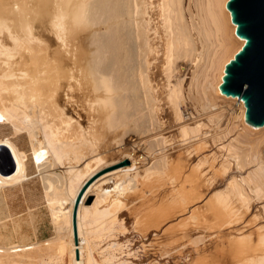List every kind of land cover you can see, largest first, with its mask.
<instances>
[{
    "label": "bare ground",
    "instance_id": "6f19581e",
    "mask_svg": "<svg viewBox=\"0 0 264 264\" xmlns=\"http://www.w3.org/2000/svg\"><path fill=\"white\" fill-rule=\"evenodd\" d=\"M117 1L0 0V123L9 125L11 129L8 133L0 132V264H13V252H20L16 255L26 259H29V252L35 255L34 262L23 259L14 261L16 264H61L65 254L68 255V264H137L133 254L129 251L125 254L120 238L115 235L117 230L125 227L122 210L127 186L131 182L125 177L129 173L122 172L124 169L118 167L121 174L113 169L97 179L92 193L85 196L82 204L79 201L77 243L72 220L80 192L90 182L93 169H100H92V162L97 166L103 165L106 157L103 155L108 149L105 139L115 140L118 133L114 131L125 128L126 123L120 113L123 104L119 103L123 101L113 99L111 95L117 90L119 95L121 93L122 84L117 76L120 72H114L124 63L127 37L136 44L137 53L142 58L143 66L135 76L151 103L148 105H151L154 120L160 127H170L175 123L181 126L175 132L176 138L172 132L169 141L183 144L195 139L202 128L214 129L212 134H218L215 140H224L218 142L215 153L197 157L198 161L189 167L193 179L185 178L190 184L191 195L187 191L186 197H178L186 203L189 195H194L197 201L207 192L212 193L197 209V213L201 210V222L205 223L199 225L202 224L199 222L198 226H204L201 230L210 232L202 240L213 235L215 239L211 236L212 240L220 241L218 248L233 250L225 264H264V126L256 129L247 125L243 118V103L221 95L218 90L225 64L243 44L235 36V26L225 7L227 0H133V11H125L127 19L133 17L132 21H126L129 34L124 32L122 25L125 22L120 20ZM107 26L110 34L99 32L89 44L84 41L93 47L91 51L97 53L98 61H93L92 70L81 68L84 58L78 46L82 35L93 27L100 30ZM83 68L87 71L85 76L90 78L87 87L81 82L82 76L83 79L85 77ZM75 88L84 92L81 93L83 104L74 100ZM64 103H76L78 108L84 109L86 127L74 119L71 111H66ZM212 103L218 109L229 108L225 128H220L224 113H212ZM188 109L191 114L204 113L207 118L197 126L182 125L185 116L191 115L185 114L190 111ZM23 133L27 136L25 146L16 140ZM161 140L163 146L168 143L166 138ZM199 147L201 151V144ZM120 151L118 149V153ZM183 152L177 159L174 157L176 153L174 156L164 154L167 156L156 161L152 168L148 167L153 171L149 173L151 176L155 173L159 186L163 179L167 181L168 177L163 178L166 173L172 179L174 169L180 171L191 164V152ZM93 155L95 157L89 159ZM30 171L40 181L54 226L53 237L43 241L44 247L43 242L40 244L36 238L30 215L22 218V214L12 215L3 208L8 200L6 190L21 185ZM126 172L131 171L128 169ZM174 173L178 178L177 173H180ZM217 173L218 178L222 176L226 181L223 188H216L222 181H218ZM143 174L146 176V172ZM176 177L173 179L178 180ZM135 180L132 176L131 181ZM174 193L178 194L176 190ZM91 196L94 200L89 203ZM194 214L186 219L195 220L197 215ZM197 219L199 221L200 218ZM27 225L30 232L23 231ZM212 240L208 246H203L202 251L198 250V261L194 260L196 264L202 261L213 264L212 259L208 262V257H213L215 251L209 249ZM207 251L213 253L206 256ZM94 253L98 254L99 260H95Z\"/></svg>",
    "mask_w": 264,
    "mask_h": 264
},
{
    "label": "rangeland",
    "instance_id": "374dc122",
    "mask_svg": "<svg viewBox=\"0 0 264 264\" xmlns=\"http://www.w3.org/2000/svg\"><path fill=\"white\" fill-rule=\"evenodd\" d=\"M117 2H118L117 3L118 11L121 14V18H122V19L120 18V20L125 22L124 23L125 25H122V26H124V32L128 33L129 27L127 25L128 22L126 23V21L127 20L132 21L133 17L127 19V17L125 16V11L127 9L129 11L130 10L133 11V0H118ZM89 32L92 35H87V34H90ZM99 32H100V34H102V33L103 34L104 33L110 34V30L107 26V28L102 27L100 30L93 27L91 30L88 29L86 31L87 34L84 33L87 36L82 35L83 37H81V40L85 36V38L82 41L80 40V43H81V45L83 44V46L79 45L78 47L79 48L81 47V50L79 49V51L82 53V57L84 59L85 58L86 59L85 60L83 59L81 61V63H80L81 68L84 67L86 70H90V69L92 70L93 69L94 64H95V62H93V61L97 58V55H96L97 53L94 54V51L93 50L91 51V49H93V47L87 46V44H89V41L92 42L94 40V37L97 38L96 36H98V35L96 33H99ZM90 38L91 39L93 38V39L91 40ZM131 42H132L131 39L129 40V38L127 37L126 51L124 54V57H125L124 63L122 64L121 69L114 72L115 74H118L117 72H120L119 75H117V76H118L120 84H122V87H121V89H119L120 90L119 92H121L120 95L123 97L121 98V96L117 92L118 90L116 91L117 93L114 92L116 94L113 93V95H111V97L113 99L119 98L120 100L118 99V101L125 102V103L119 102V103H121L120 104L121 106L123 104V106H122L123 112L122 111L120 112V110L117 111V113L120 112L123 116L122 119L126 123V124L124 123L125 128H123L122 130L116 129L114 131L116 134L118 133V136H117L118 139L117 138L115 140L105 139L108 141V142L106 141L108 149H106L105 154L103 153L104 155L103 154L102 155L106 156L105 160L107 159L106 160L107 163L106 162L104 163V161H105L104 160L103 165H102V163H100L98 165L100 167H98L95 163L92 162V164H91L92 169L97 167V168H100L101 170L100 169H96V170L93 169L94 171L92 170L93 171L92 177H91L92 180L90 179L89 180L90 182H87L85 184V186H84L85 190L83 188V190L80 192L78 198H80L79 201H81V204H82L85 196H87V194L92 193V189L94 187L93 183L96 182L97 179H100V177L102 178V176L106 175L107 172H108V174L110 172H112L111 170H113V169L114 170L116 169L117 174H121L123 171H124L123 173H126V174L129 173L125 177L127 178L128 181L130 180L131 183H129L130 185L128 184V186H127V191H126L127 194L125 197L126 201H125V205H124V210H122V212L124 213L125 227L122 229H119L115 232V235L118 237V239L120 238V241L123 244V250L125 251V254L128 251L131 254H133V256H134L133 260L136 261L135 263H137V264H192V263L196 264L197 262H195V261H198V259L196 260V258H198L197 254L203 250V246L204 245L208 246L207 243L210 240H212V237L215 239V236L211 235L212 237L208 236L210 240L207 238L202 240V238L206 237L207 234H209L210 232L208 230H201V229H203L202 227H204V226H201V227L198 226L199 222L202 223L199 225H203L205 223L203 221L201 222V219H202L201 217L203 215L200 213L201 210H199V213H197L198 212L197 209L199 207H202L205 204V202L209 199V197H210V195H212V193L208 194V192H207V194L201 196L202 198L200 197L197 199V197H196L197 201L195 200L194 195H192L194 197L190 196L191 195L190 191H189L190 184H187L186 181L189 179L187 177H190V180H192L194 175L190 176L192 174L190 173L191 169L189 167L193 166L198 161V159L200 157H203L206 155H211V154L215 153L216 149L219 147L218 142H224V140H221V141L215 140L216 136L218 134H216V135L212 134V133H214V129L212 130L211 128L210 129L208 128L206 130V129L202 128L201 131L199 132L200 134L199 133H198L199 135L196 134L195 139L191 137L192 138L191 140L189 139L187 142H184L183 144L182 143L176 144V142H175V144L174 143L172 144L169 141V138H171L170 136H173L172 132L175 135L177 128L179 129V127H181V126L178 127L177 126L178 124L175 123L176 125L172 124V125H170V127H169V125L168 126L165 125V126L160 127L158 125V122H156V120H154L155 118L152 115L153 112L150 109L151 105L150 106L148 105V103L149 104H151V103L147 99V97L145 96L143 88L139 87L141 85H140L138 79L136 78L137 76H135L138 73L137 71L139 70V67L143 66L142 58L140 59V57L137 53L136 44L131 43ZM84 47L86 49H88V51H90V52H88V51L86 52V49ZM83 48L85 49V51ZM92 54H94V55H92ZM118 59L120 60L121 58L119 57ZM96 60L98 61V59H96ZM119 60H118V62H119ZM86 61H88V62H86ZM102 62L99 64L100 67L102 66ZM90 66H92V67H90ZM114 66H115L114 69L117 70L116 65H114ZM85 69H84V74H83L84 76L86 74L85 72H87ZM120 77L121 78L123 77L122 78L123 80L120 79ZM134 78H135V80H134ZM84 79L87 82H85ZM84 79L82 76L81 82H84V84L83 83L82 84L84 85V87H87L86 85H88L89 80H90L89 75L85 76ZM91 79H92V76H91ZM135 81L136 82L138 81V82L136 83ZM124 83H125V85H124ZM133 84H134V86H133ZM137 84H139V85H137ZM77 89L78 88H75L76 92L73 93V97L76 98L74 100H78L80 102V104H83L82 103L83 102V96L81 95L82 92H78ZM125 97L126 98L128 97V98L126 99ZM78 101H76V102H78ZM64 104H65V107L67 105V109L65 108L66 111L68 113H70L69 111H71L70 114L72 116L74 115L73 116L74 119L75 120L78 119V122L83 126L85 125L84 127H86L87 123H85V122L87 121L86 120L87 117H86V113H84V111H83L84 109L82 107H81L82 109L78 108L79 106H77L76 103H74L76 107L74 106L73 103H72V105H70L71 103H67V104L64 103ZM69 105H70V107H69ZM219 106H220V104H219ZM145 107H147V109ZM190 109H188V110H190ZM217 109H218L217 105L216 104L214 105L212 103L211 104L212 113L215 114L216 112H220V113L223 112L224 113L223 119L228 117L227 114L230 112L229 108L224 107L222 109H218V110ZM73 110L76 112H74ZM77 112L79 114L78 116L76 115ZM74 113H76V114H74ZM185 114L190 115L191 110L187 111ZM205 116H206V114L204 115V113H201V115H198L196 113H193L190 116L187 115V116H185V118H184L185 120H184V122H182L183 123L182 125H185L187 123V124L192 125V126H197L196 124H198V122L202 123L201 120H204L207 118V116L206 117ZM223 119L221 122L224 121L225 123L223 122V126H221L222 123L219 125V126H221L220 127L221 129L225 128V126L228 122V118H227V120H223ZM134 123H135V125H134ZM224 124H225V126H224ZM198 125H200V124H198ZM4 126H2V123H0V132H3V133L10 132L11 129L9 128V125L7 126V124H6ZM206 131H208V132H206ZM119 133H121V134H119ZM208 133H209V135H208ZM125 134H127V135H125ZM205 134H206V137H205ZM211 135H214V136H211ZM197 136H199V138ZM144 137H146V138H144ZM162 138H164V139L166 138V140H168V143L165 144V146H163L164 144L162 142L163 140H161ZM174 138H176V135ZM201 139H202V141H201ZM16 140H17V143L19 145L25 146L26 141H27V136H26V134L24 135V133H23V134L19 135L16 138ZM214 140H215V142L213 143ZM158 141L160 142V144ZM175 141H177V140L175 139ZM199 141H201V142H199ZM106 142L104 141V143H106ZM109 142L111 145L109 144ZM112 142H114V143L116 142V143L114 144ZM200 144L202 146L201 151L199 150ZM108 145H110V146H108ZM115 145H117V146H115ZM208 145H209V147H206ZM192 147H195L196 149L192 148ZM191 148L194 150L192 151ZM118 149L121 151L123 150V151L122 152L120 151V153H118ZM182 149H183V151L188 150L191 152L192 155H190V158L191 159L193 158L192 161L190 162L191 164L188 166L185 165L186 168L185 169L182 168L180 171H179V169H174L175 171H173V172L169 171V172L174 174L173 176L171 175L172 179L169 178L170 176L167 175L169 173H166L165 176H163V178L168 177L167 181H166V179H163V181H161L162 183H160V186H159V183L156 182V177L154 175L155 173L152 174V176H151L150 174L153 171H152V169L150 171V169L148 167L152 168L153 164L156 161L167 156V155L164 156V154H168V156L172 154L171 156H174V154L176 153L174 156L175 158L177 156H179L180 154H184ZM197 149L199 152L197 151ZM196 152H197V154H196L197 156L194 154ZM121 153H124L123 154L124 156ZM118 155L120 157L122 155L123 157L119 158ZM125 155H126V158H124ZM93 157H95V155H93L92 157H89V159L93 158ZM197 157H199V158H197ZM126 159L129 162L130 166L128 164V165H126V168L123 166L120 167L119 164H121ZM118 167L120 169L122 168L124 170H122V172H121V170H119ZM127 168L131 172H126V171H128ZM146 169H148V171ZM176 170H178V171H176ZM30 172L31 173L28 175V178L25 181H23L21 183V185H18L15 188L6 190V193L8 195V200H7V202L3 208L5 210H7L9 213H11L12 215H21L22 214V216H23L22 218H26L27 217L26 215H30V217L32 218V222H33L32 226L34 227L36 238H37L38 242L40 244H42L43 241L45 242V240L53 237L54 226H53L50 214L48 213V210H47L46 205H45L46 203H45V200L43 197V193H42L43 191H42V188L40 185V181H39L38 177L33 173V171H30ZM144 172H146V176H149V177L145 178L146 176H145V174H143ZM174 172L180 173V174L177 173V176L179 175L178 178L176 177V174ZM132 176H133V180L136 179L133 182H136L137 185H135V183H133L131 181ZM174 176L178 179V180H176L174 178L177 182V183L175 182V184H174L175 180L173 179ZM218 177H219V174L217 173V178ZM185 178H187V180ZM218 179H219L218 180L219 182H220V180H222L224 182L221 181L220 185L216 188H219L220 186H221L220 188H223V184L226 182L225 179L223 180L222 176ZM170 180H174V181L172 182ZM154 182H156V184ZM171 183H173V184L171 185ZM131 186H133L135 188H133ZM157 186H159V187H157ZM132 188L134 189V191L132 190ZM130 189L132 190L131 192L129 191ZM175 190L178 192V194L174 193ZM178 190L184 192V194L182 192H179ZM186 192H187V194H190V195H189V197H187L185 199L186 203H183L178 197H179V195H180V197L182 196V198L186 197V195H187ZM83 193H84V195H83ZM81 194L83 196H81ZM163 194H165V195H163ZM161 195L164 197H162ZM165 196L166 197L168 196V197L166 198ZM173 197H174V199H171ZM190 197H192V199ZM90 199H91V202H93L94 197L91 196V197H89V200ZM193 199L195 201H193ZM191 212L193 214L195 213L194 216L197 215V216H195L196 218L197 217L200 218L199 221H198V219L196 220V218H195V220H187L186 219L187 217H189V215H192ZM185 220H186V222H185ZM198 227H200V229ZM30 229L31 228L28 227V225H27V227L26 226L23 227L24 232H30L29 231ZM201 231H202V233H201ZM205 231H208V232L205 233ZM186 232L189 236L186 235ZM198 238H199V240H198ZM214 239L212 240L213 241V243H211L212 245H209V249L211 251L215 250V251H213L214 255H212L213 257H208L209 260L206 259L205 261L208 260V262H209L210 259H212L213 264H225L224 262L227 259L231 258L230 256H232L231 254H233V250L231 248L227 249V247L218 248L217 247L219 245L218 242H220V241L219 240L217 241ZM225 239H222L221 241L226 242L227 239H226V241H225ZM214 241H215V243H214ZM44 242H43L42 247H44ZM195 244L196 245L198 244L197 247ZM214 244H217V245H214ZM199 246L201 247V249H199L200 248ZM198 250H199V252H198ZM210 252H208L206 256H209L208 254ZM213 252H211V254ZM14 253H15V255H12V258L11 257L10 258L12 261L14 260L15 262L17 260L33 261L34 256H35L33 252L32 253L29 252L27 254V256H29V259L28 258L26 259L23 257H18L19 255H16V253H20V252H13V254ZM11 254H10V256H11ZM93 256H94L95 260H99L98 254L94 253ZM63 258L64 259L62 260L61 264H68V262H69L68 261L69 260L68 255L65 254L63 256ZM14 261H13V264L15 263ZM203 263H204V261H202V263L200 262V264H203ZM10 264H12V263H10Z\"/></svg>",
    "mask_w": 264,
    "mask_h": 264
},
{
    "label": "water",
    "instance_id": "95a60500",
    "mask_svg": "<svg viewBox=\"0 0 264 264\" xmlns=\"http://www.w3.org/2000/svg\"><path fill=\"white\" fill-rule=\"evenodd\" d=\"M225 7L235 36L243 44L225 64L218 90L225 97L241 101L244 122L258 129L264 126V0H227ZM128 164L125 160L119 165ZM78 204L79 198L72 215L75 243Z\"/></svg>",
    "mask_w": 264,
    "mask_h": 264
},
{
    "label": "crops",
    "instance_id": "0c3cea01",
    "mask_svg": "<svg viewBox=\"0 0 264 264\" xmlns=\"http://www.w3.org/2000/svg\"><path fill=\"white\" fill-rule=\"evenodd\" d=\"M30 209V208H29Z\"/></svg>",
    "mask_w": 264,
    "mask_h": 264
}]
</instances>
